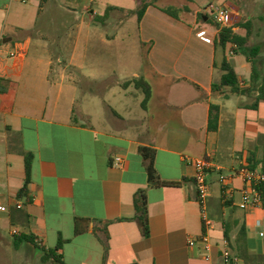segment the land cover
<instances>
[{"label": "crops", "instance_id": "0c3cea01", "mask_svg": "<svg viewBox=\"0 0 264 264\" xmlns=\"http://www.w3.org/2000/svg\"><path fill=\"white\" fill-rule=\"evenodd\" d=\"M50 1L0 0V204L7 209L0 214L3 261L57 264L42 258L61 239L63 264H223L224 242L237 259L231 264L264 263V237L255 227L257 220L264 223L259 217L264 208L239 209L242 184L236 178L230 183V199L222 201L219 183V174L229 175L240 161L257 169L264 159L257 122L236 132L240 107L250 106L232 109L228 103L232 96H242L228 89L212 93L220 77L214 82L207 64L201 78L193 69L191 75L179 74L149 61L141 77L150 85L151 97L143 109L142 92L130 84L140 77L137 68L131 71L126 64L114 71L90 55L94 48L83 47L88 38H82L95 26L91 20L85 23V13L100 16L93 9L96 1L121 10L132 0H82L87 5L76 9L78 31L76 39L67 41L65 61L51 54L59 52L50 46L60 37L52 42L46 37L54 20L44 16L42 6ZM57 1L61 13L70 10L66 0ZM222 5L234 11L229 2ZM149 17L168 26L179 23L148 7L138 23L139 34ZM221 63L212 66L217 69ZM249 78L240 79V85ZM210 105L218 107L214 131L208 129ZM140 147L154 150L161 181L179 185L153 186ZM196 159L212 164L206 203L212 226L206 230L194 185ZM27 162L26 195L18 199ZM140 192L146 197L148 237L136 220L134 201ZM17 202L21 210L15 208ZM13 229L31 237L34 245L15 247ZM204 235L212 247L209 261L200 242ZM247 257L258 259L248 262Z\"/></svg>", "mask_w": 264, "mask_h": 264}, {"label": "rangeland", "instance_id": "374dc122", "mask_svg": "<svg viewBox=\"0 0 264 264\" xmlns=\"http://www.w3.org/2000/svg\"><path fill=\"white\" fill-rule=\"evenodd\" d=\"M226 2H229L234 10L232 11L229 8L232 12L233 26L237 33L243 36L246 35V31L239 28L245 22L250 23L247 45L248 47L259 46L261 49L254 63L247 61L242 53L230 55L229 50L224 52L220 46L212 44L215 39L213 36L215 28L210 22L207 24L199 22L198 14L207 15V7L209 5H222ZM31 4L34 6V3ZM59 4V1L51 0L42 7L44 16H51L54 20L50 24V30L46 37L50 42L54 38L60 37L56 45L50 46V48H55L59 52L55 53L54 51L51 54L54 59H63L65 61L67 57L66 48H68L67 41L70 44L72 39H76L78 31L77 20H79V15L76 9L87 5V2L66 0V4L70 8L66 13L60 12L57 8ZM108 5L104 4V2L96 1L93 9L97 11L100 15L99 17H102ZM156 5L175 13L178 17L175 22L179 23H173L172 26H168L164 22L149 17L145 21V29L139 34V22L136 15L128 13L138 9L139 0H132L120 8L121 10L109 12L107 16L109 21L106 19L109 24L105 23V25L103 22L95 23L94 18L96 16L87 11L84 16L86 18L84 20L86 21L85 23L91 20L92 26H95L91 27L88 32L82 33V38L84 36L88 38L86 46L83 47L94 48L91 49L90 55L97 57L101 63L111 67L114 71L126 64L132 67L131 71L135 70L134 67L137 68L140 75L139 78H142V74L147 69V63L151 61L160 69L163 65L169 66L174 72L179 74L191 75V70L193 69L194 73L201 78L204 75V68L207 64L214 72L215 82L216 79H219L221 71L220 67L216 69L212 64L214 62L220 64L225 54L228 62L240 75V79L249 78L252 68L257 73L264 74V0H190V2L184 0H158ZM183 6L189 8L190 12L186 13L179 10ZM199 28L205 31L202 37L196 36ZM67 35H69L68 40H66ZM82 44L83 42L79 43L80 48H83ZM149 52L150 57L148 56ZM201 67L202 69L199 70ZM254 103L255 100L253 98L232 96L228 104L232 109H235L239 104L250 106L247 109L240 107L236 132L242 133L244 128L253 127L256 124L255 122H257L258 126H260V132L264 136V128H262L264 127V102L252 107ZM100 108L102 110L105 109L104 106ZM258 126L256 125V127ZM226 175L227 173L224 174V176ZM259 217L263 219L264 211H260ZM261 221L263 222V220ZM5 251L6 249L0 245L1 264H6L2 257L6 254ZM36 253L40 255L41 251L36 250Z\"/></svg>", "mask_w": 264, "mask_h": 264}, {"label": "trees", "instance_id": "16d2710c", "mask_svg": "<svg viewBox=\"0 0 264 264\" xmlns=\"http://www.w3.org/2000/svg\"><path fill=\"white\" fill-rule=\"evenodd\" d=\"M47 0H41L42 3H45ZM158 0H139V7L136 11H130L129 14L136 15L137 21L139 22L146 9L148 7H155L159 9L162 13L166 14L167 16L178 20V17L170 11L169 9L158 7L156 5ZM186 2H190V0H184ZM114 10H118L114 7H108L102 17L96 16L94 18L95 23L103 22L107 19V16L109 12H112ZM179 10H182L186 13H189L190 10L186 6H183ZM199 22L202 24L211 23L216 31V37L214 39L213 44L215 46H220L224 52L229 50L230 55H234L236 53H242L246 60L249 62L254 63L256 59L258 58V55L261 51L259 46L254 47H248L247 45V37H248V31L250 28V23L245 22L239 29H243L246 31V35H240L239 33L235 32L231 28H225V29H219L217 26L213 24L210 17L206 14H198ZM226 50V51H225ZM221 76L217 83L212 84V93H218L223 94L225 89L229 90V93L232 95L242 96V97H248L254 96L255 104H253L252 107H256L258 102H264V74H259L257 71H255L254 68H252V73L247 81V84L245 86L240 85V79L237 73L235 72L232 65L228 62L226 54L224 55V58L222 60L221 66ZM130 84H133L135 89L140 90L144 96V99L142 101L141 107L145 109L150 97H151V87L150 85L143 79H133L131 80ZM218 125V107L215 105H210L209 107V116H208V129L210 131L216 130ZM139 153L142 156L143 160L146 162V171L148 174L149 182L152 183L155 187H174L179 185L178 183L173 182H164L159 179V177L156 174V171L154 169V150L150 148L140 147ZM249 167V166H248ZM250 170H255L254 167H249ZM28 173H29V164L26 163V179L24 181V185L22 189L18 193V199H21L25 197L26 195V187L29 182L28 179ZM257 190L259 191L261 195L262 200V207L264 208V183L260 184L257 187ZM229 206V204H227ZM134 207L136 212V220L139 222L140 227L142 229V233L144 237H148L149 230H148V221H147V212H146V197L144 196L143 192H140L135 201H134ZM75 234H79L81 232V228L79 226L78 220L75 222L74 226ZM245 230L241 229L239 232V236L244 237L245 236ZM224 237L227 239V232L224 231ZM22 243H27L29 245H34L32 238L28 237L26 235H21L19 237H15L14 239V245L17 247V245H20ZM64 241L59 240L55 248L50 249L48 251H44V255L42 258V261L48 262L52 260L53 262L57 264H63L62 263V257L58 254V251H60ZM240 251V255H241ZM258 259L257 258H246V261H254ZM264 264V263H259Z\"/></svg>", "mask_w": 264, "mask_h": 264}, {"label": "built area", "instance_id": "2783aa9c", "mask_svg": "<svg viewBox=\"0 0 264 264\" xmlns=\"http://www.w3.org/2000/svg\"><path fill=\"white\" fill-rule=\"evenodd\" d=\"M24 2V0H22ZM207 15L210 17L211 21L219 29L231 28L234 30V23L232 20V12L227 6L224 5H209L207 7ZM205 31L201 30L196 33L197 37L204 36ZM14 56V54H12ZM117 162H121V158L116 159ZM195 174H194V185L197 193V200L200 206V217L204 229H209L212 226V221L208 217L207 213V199L209 196V184L207 181L208 172L212 169V164L206 159H196L193 161ZM239 179L242 184L241 190V202L238 205L239 209L243 211H252L262 207V200L257 187L264 183V162L255 170H250L246 162L240 161L239 167L229 175L219 174V183L221 186V197L222 201L227 202L231 197L230 183L233 179ZM22 204L17 202L15 208L17 210L22 209ZM7 211L6 207L0 204V214ZM255 227L259 230V236L264 237V223L261 220L255 222ZM12 237L20 236L18 230L13 229L11 231ZM202 250L204 254V259L206 261L210 260V253L212 250L211 244L209 243L207 236L204 235L200 239ZM194 243L189 242L192 246ZM221 259L223 264H231L237 261V259L232 256L228 243H223Z\"/></svg>", "mask_w": 264, "mask_h": 264}]
</instances>
